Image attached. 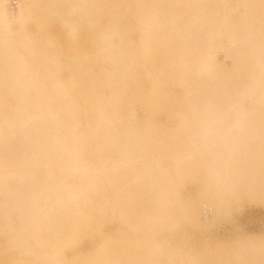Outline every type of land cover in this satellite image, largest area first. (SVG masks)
Wrapping results in <instances>:
<instances>
[{
    "label": "bare ground",
    "instance_id": "bare-ground-1",
    "mask_svg": "<svg viewBox=\"0 0 264 264\" xmlns=\"http://www.w3.org/2000/svg\"><path fill=\"white\" fill-rule=\"evenodd\" d=\"M8 1L0 264H264V231L204 237L264 206V0ZM183 227L198 247L170 243Z\"/></svg>",
    "mask_w": 264,
    "mask_h": 264
},
{
    "label": "rangeland",
    "instance_id": "rangeland-1",
    "mask_svg": "<svg viewBox=\"0 0 264 264\" xmlns=\"http://www.w3.org/2000/svg\"><path fill=\"white\" fill-rule=\"evenodd\" d=\"M14 1V3H13ZM18 0H9L7 3V11L12 16L17 13ZM239 11H235L233 14L236 17ZM13 26L17 28L16 21L13 22ZM81 39L85 37V30L81 29ZM84 35V36H83ZM84 41V40H83ZM218 59L221 61L223 55L219 54ZM232 60L226 58L223 60V64H230ZM200 74L202 77L206 76V72L201 70ZM144 80V81H143ZM140 87L136 91V100L134 102L135 116L138 121V124H143L146 121L147 110L142 103L143 94L149 88V82L140 76ZM145 83V84H144ZM172 89L176 92H180L179 89L175 86ZM146 90V91H145ZM159 120H162L163 117H159ZM163 121V120H162ZM141 122V123H140ZM197 183H187L182 189V196H191L197 190ZM245 200V201H244ZM243 203V204H242ZM210 209V213L213 212V208L210 206L207 208ZM14 217V215H13ZM225 219H218L213 224V227L210 230V233H206L204 237H209L212 242H226L231 240L237 235H253V234H262L264 231V206L260 203L250 202L246 199H243L241 202L240 208L233 207L230 211V214ZM226 220V221H225ZM219 229V230H218ZM222 230V231H220ZM214 231H218L219 234ZM173 232L168 234V239L174 247H181L187 249L189 246L198 247L203 240V235L196 231H192L189 227H183L180 231ZM127 236H133L132 234H127ZM11 252V251H10ZM27 255H18L17 253L13 254V258L25 259ZM3 262H7V259H3Z\"/></svg>",
    "mask_w": 264,
    "mask_h": 264
},
{
    "label": "built area",
    "instance_id": "built-area-1",
    "mask_svg": "<svg viewBox=\"0 0 264 264\" xmlns=\"http://www.w3.org/2000/svg\"><path fill=\"white\" fill-rule=\"evenodd\" d=\"M13 3H14V1H13ZM209 214H210V209H204L203 210V215L208 216ZM220 231H222V230H220Z\"/></svg>",
    "mask_w": 264,
    "mask_h": 264
}]
</instances>
